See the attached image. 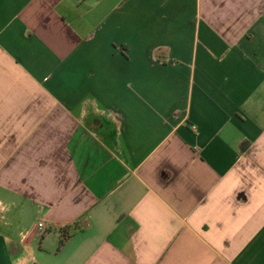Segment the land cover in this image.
I'll use <instances>...</instances> for the list:
<instances>
[{"label":"crops","instance_id":"obj_1","mask_svg":"<svg viewBox=\"0 0 264 264\" xmlns=\"http://www.w3.org/2000/svg\"><path fill=\"white\" fill-rule=\"evenodd\" d=\"M0 264H264V0H0Z\"/></svg>","mask_w":264,"mask_h":264},{"label":"trees","instance_id":"obj_2","mask_svg":"<svg viewBox=\"0 0 264 264\" xmlns=\"http://www.w3.org/2000/svg\"><path fill=\"white\" fill-rule=\"evenodd\" d=\"M78 230H79V227L76 224L61 227L59 229L60 238H61L60 243H63L65 239H67L72 233H74Z\"/></svg>","mask_w":264,"mask_h":264},{"label":"built area","instance_id":"obj_3","mask_svg":"<svg viewBox=\"0 0 264 264\" xmlns=\"http://www.w3.org/2000/svg\"><path fill=\"white\" fill-rule=\"evenodd\" d=\"M37 227H38L39 230H42V231L45 229V226H44V224L42 222H39Z\"/></svg>","mask_w":264,"mask_h":264}]
</instances>
